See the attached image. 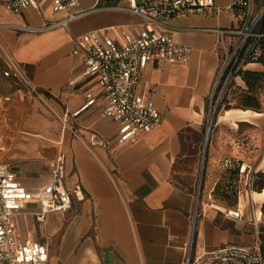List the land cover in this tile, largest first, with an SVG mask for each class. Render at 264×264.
<instances>
[{"label":"crops","instance_id":"crops-1","mask_svg":"<svg viewBox=\"0 0 264 264\" xmlns=\"http://www.w3.org/2000/svg\"><path fill=\"white\" fill-rule=\"evenodd\" d=\"M116 1L125 4L80 0L74 11L82 15L66 28L19 30L8 26L40 29L66 13L54 12L45 2L15 14L0 0V26H5L0 28V163L22 186L36 189L49 181L63 152L65 188L78 187L83 197H73L68 213H48L43 223L36 219L39 204H25L14 215L18 239L55 244L49 264H184L189 248L193 259H201L221 247L250 245L257 231L264 258V188L252 192L251 202L246 192L223 201L213 193L228 156L264 173V105L259 112L232 108L220 113L203 152L202 177L194 174L188 181L183 171L184 161L201 146L221 62L218 37L210 30L238 25L226 10L233 0H214L221 9L217 14L180 15L168 22L165 32L190 46L191 55L185 64L151 62L142 72L138 93L154 102L160 122L134 144L117 141V124L102 116L99 103L72 116L85 103V93L100 95L95 78L85 73L83 52L73 55L75 40L92 31L118 39L122 30H139L137 16L99 9ZM8 59L25 81L3 75ZM245 69L263 71V66L249 63ZM28 86L42 100L28 94ZM229 208L240 210L242 218L225 216Z\"/></svg>","mask_w":264,"mask_h":264},{"label":"built area","instance_id":"built-area-1","mask_svg":"<svg viewBox=\"0 0 264 264\" xmlns=\"http://www.w3.org/2000/svg\"><path fill=\"white\" fill-rule=\"evenodd\" d=\"M80 0H1L6 10L19 13L27 7L41 8L50 2L54 12H65L66 18L40 29L26 26H8L19 30H45L55 26L67 27L68 22L81 16L74 8ZM111 2L100 10L120 11L137 16L141 24L137 34L122 30L118 39H113L99 31L82 34L75 40L73 55L83 52L85 73L95 78L100 95L85 93V103L72 114L101 104V114L117 124L116 139L119 143L134 144L139 135L148 133L159 125L160 114L150 99L138 93L142 72L151 62L168 61L185 64L191 55V47L175 42L168 33V22L180 15H214L221 9L214 0H123ZM233 0L226 10L238 21L234 28H213L210 31L218 37L221 62L216 74L209 100V111L215 112L241 70L258 56L257 44L264 38V0ZM5 27L4 25L0 28ZM229 38L230 41H226ZM5 77L12 76L17 81L25 78L12 60H7ZM29 87L28 94L37 95ZM216 95V98H214ZM215 99V100H214ZM214 101V105H213ZM214 114V113H213ZM211 118L206 132L214 123ZM95 144L106 145L105 142ZM66 155L60 152L51 169L49 181L36 189L22 186L7 164L0 163V264H49V242L28 240L21 242L17 236L14 215L25 204L36 202L40 211L38 222L43 223L48 213H68L73 208V197L83 200L80 189L65 188ZM255 167L238 157L222 159V173L219 182L226 191L237 197L246 192L250 197L253 190ZM225 216L239 220L240 210L226 209ZM197 214L195 215V219ZM255 214L252 224L257 226ZM184 264H264L262 242L256 231L254 241L247 246H225L218 248L201 259H193L188 249Z\"/></svg>","mask_w":264,"mask_h":264},{"label":"trees","instance_id":"trees-1","mask_svg":"<svg viewBox=\"0 0 264 264\" xmlns=\"http://www.w3.org/2000/svg\"><path fill=\"white\" fill-rule=\"evenodd\" d=\"M257 50V58L250 61L249 63H260L263 66V71H251L245 68L240 71L238 78L241 79L243 86H238V94H236V96L234 97V108L259 112L264 105L262 104L259 96L260 91L264 88V38H262L258 42ZM232 86L233 84L231 85V87ZM227 95L228 92L223 98L222 104H226V107L229 108L230 100L227 98ZM254 178L255 180L253 182V190L260 192L264 188V173L256 172ZM213 193L215 198H219L222 201L229 199V196L233 195L226 191L224 185L221 182L218 183ZM262 214H264V204L262 207Z\"/></svg>","mask_w":264,"mask_h":264},{"label":"rangeland","instance_id":"rangeland-1","mask_svg":"<svg viewBox=\"0 0 264 264\" xmlns=\"http://www.w3.org/2000/svg\"><path fill=\"white\" fill-rule=\"evenodd\" d=\"M238 86H240L239 85V78H237L235 80V82L233 83V86L227 91L228 92L227 98L230 100V107L229 108L226 107V104H222V102H221V103L218 104L215 112H213L214 111L213 109H212V111H209V101H208L207 110H206V116H205V122L206 123L204 125V132H203V138L201 140V142H202L201 146L199 147L197 152H194L196 154L195 157L191 156V157H189V159L184 161L183 171H185V173L188 174V181L191 180L192 176L194 178V174H195V177L197 179H199V180L202 177V176L200 177V165H201V160H202V156H203V152H204V141H205L206 128L209 126L210 120H211V118H208V115H210V117H214V123H213V126L211 128L210 135H209V140H208V145H209L210 139H211V135L213 134L214 129H215V124H216V121H217V117L224 110L232 109L235 106L234 97L236 96V94H238V89H239ZM35 96L38 97L39 100H42L41 97H39L38 95H35ZM259 96H260V99L262 101V104H264V88H263V90L260 91ZM214 98H216V95H215ZM213 105H214V101H213ZM243 129H244V127H243ZM196 164H197V166H196ZM197 172H198V174H197ZM197 175H198V177H197ZM196 178H195V182L193 183L192 187H193V191L197 194L198 193V180L196 182ZM188 185H190V184L188 183ZM55 247H56L55 244H52V243L50 244L51 253L55 250ZM193 248L196 251V246L194 247V245H193Z\"/></svg>","mask_w":264,"mask_h":264},{"label":"water","instance_id":"water-1","mask_svg":"<svg viewBox=\"0 0 264 264\" xmlns=\"http://www.w3.org/2000/svg\"><path fill=\"white\" fill-rule=\"evenodd\" d=\"M207 134H208V132H206V134H205V144H204V149H206V146H207V142H208V139H207ZM198 201H199V196H197V200H196V204L198 203Z\"/></svg>","mask_w":264,"mask_h":264},{"label":"bare ground","instance_id":"bare-ground-1","mask_svg":"<svg viewBox=\"0 0 264 264\" xmlns=\"http://www.w3.org/2000/svg\"><path fill=\"white\" fill-rule=\"evenodd\" d=\"M209 135H210V132H208V134H207V139L209 138Z\"/></svg>","mask_w":264,"mask_h":264}]
</instances>
